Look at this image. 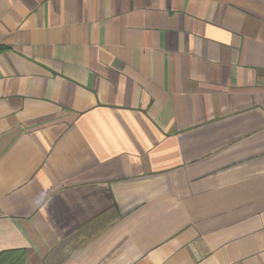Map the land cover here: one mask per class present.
Instances as JSON below:
<instances>
[{
	"label": "crops",
	"instance_id": "1",
	"mask_svg": "<svg viewBox=\"0 0 264 264\" xmlns=\"http://www.w3.org/2000/svg\"><path fill=\"white\" fill-rule=\"evenodd\" d=\"M264 264V0H0V253Z\"/></svg>",
	"mask_w": 264,
	"mask_h": 264
},
{
	"label": "trees",
	"instance_id": "2",
	"mask_svg": "<svg viewBox=\"0 0 264 264\" xmlns=\"http://www.w3.org/2000/svg\"><path fill=\"white\" fill-rule=\"evenodd\" d=\"M0 264H24L23 253L20 251L1 252Z\"/></svg>",
	"mask_w": 264,
	"mask_h": 264
}]
</instances>
